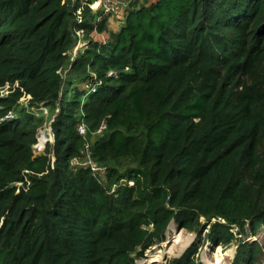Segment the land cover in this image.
Listing matches in <instances>:
<instances>
[{
  "label": "trees",
  "instance_id": "16d2710c",
  "mask_svg": "<svg viewBox=\"0 0 264 264\" xmlns=\"http://www.w3.org/2000/svg\"><path fill=\"white\" fill-rule=\"evenodd\" d=\"M70 2L0 0V264H136L172 225L198 237L170 264H203L201 244L261 264L264 242L246 236L264 239V0H135L68 71L74 34L110 17ZM75 81L89 89L66 102ZM25 96L62 104L42 157L31 116L9 117ZM82 125L99 164L137 163L109 168L114 193L72 169Z\"/></svg>",
  "mask_w": 264,
  "mask_h": 264
},
{
  "label": "rangeland",
  "instance_id": "374dc122",
  "mask_svg": "<svg viewBox=\"0 0 264 264\" xmlns=\"http://www.w3.org/2000/svg\"><path fill=\"white\" fill-rule=\"evenodd\" d=\"M124 2V0H122ZM141 2L139 3H150L153 2L154 0H140ZM74 3V0H72L70 2ZM95 8L97 7V5L94 6ZM126 11L127 9H121L118 14L110 16L107 19V22L104 24L105 25V29L101 30L100 28H96L94 31H83V33H75L74 34V41L75 44L73 46V48L68 52V63H67V69L69 71V67H70V63L75 60L78 55L82 52L84 53L85 51H87L89 49L90 46H93L95 44H99V45H106L109 42V38L110 35L112 33H116L118 28L124 24V22H122L125 19L126 16ZM96 25L98 24L97 22L95 23ZM64 79H68L69 77L66 78V74H63ZM84 89H89L88 86L86 85H82L78 82H73V84L70 87L66 86L64 87V91H65V100L66 102L72 101L74 100L73 97L75 95V93L77 94V90L81 91ZM4 93V94H3ZM10 91L9 90H5L4 92H0V99L2 98L1 96L4 95V98L6 96H10ZM87 97V95H85L82 99H80V103H79V107L77 108L78 114H80V116H82V106L84 105L85 102V98ZM7 98V97H6ZM5 98V99H6ZM62 109V104L56 103L55 105H51V106H40V107H29V104L27 102V100L22 99L20 100V102H18L16 104V106L14 107L13 112H11L10 114V118H17L20 119V121H23V117H21L22 115H29L32 118V123H33V128L37 131V133H50L51 130H53V123L56 120L57 115L60 113ZM17 119H15V121H17ZM82 128H84V126L82 125ZM105 127H102V130L98 131L96 133V135H93L91 137V140H95V136H97L98 134H101L103 131H105ZM81 132L83 133V136L85 137V139L87 138V134H84V129H81ZM87 140V139H86ZM88 141V140H87ZM53 142V140H52ZM50 142V143H52ZM90 144H92L91 141H88ZM86 143V144H89ZM89 144V145H90ZM91 146V145H90ZM44 154H39L36 155L34 154L35 158L36 157H42ZM52 160H55L53 156H51ZM53 162V161H52ZM81 164H85V165H92L93 162L91 160L88 159V157L86 156L85 158H82L79 161ZM84 166V165H83ZM137 163L135 162V159H121L117 162H111L109 165H107V168L111 169V168H115L117 169L120 173H125L129 168H136ZM23 175H26L27 177L29 176H35L34 174H32V172H28L27 170L24 171ZM126 182L123 181L121 182L122 184H125ZM203 223H205V220H202ZM263 230H261L258 235L256 237H251V236H246L247 238H250L251 242H255V241H259L260 243L263 244L264 239H263ZM178 233V234H177ZM179 233H181V238L182 241H184V243L187 241L188 238L191 239V242L189 243V245L186 247V249L183 251V253L179 254V247H177V243L174 245L175 243V239L176 237L179 235ZM207 233V231L205 232V234ZM250 235V234H249ZM197 234L194 232H190L188 230H179L176 226H173L170 228V230L166 233V242L165 243H158L156 244L153 248H151L150 250H148L145 254V259H136V264H170L171 261L175 260V259H179L181 258L184 253L196 242L197 239ZM245 237H242L241 239H243ZM172 247H175V249L172 251L173 255L170 256V254H168V251H170V249H172ZM232 252V257H229L224 264H232L234 257L236 255L237 252V247L233 246L231 248H222V247H218L215 249H210L209 247L207 248L206 245L201 244V248L199 251V260L201 263L203 264H212L213 260L218 257V256H222L224 254H227L228 252ZM160 254L163 255L162 257V262L161 263H157L152 261L156 255L160 256ZM179 254V255H178ZM176 255V256H175ZM261 264H264V251H263V258H262V262Z\"/></svg>",
  "mask_w": 264,
  "mask_h": 264
},
{
  "label": "built area",
  "instance_id": "2783aa9c",
  "mask_svg": "<svg viewBox=\"0 0 264 264\" xmlns=\"http://www.w3.org/2000/svg\"><path fill=\"white\" fill-rule=\"evenodd\" d=\"M72 1V0H71ZM75 1V0H74ZM135 0H124V2L122 0H97L96 3H94L93 5H91V11L93 12V14L97 15L98 17L95 20V23H100L104 18L108 17V16H113L118 14V12L121 9H128L129 6L134 2ZM97 5V7L95 8L94 6ZM83 10L84 7H81L78 12L76 13V19L78 20L79 23L83 22ZM78 34L83 33V31H79L77 32ZM5 90H9L10 93H12L11 89L9 86L5 87L4 89H0V92H4ZM9 93V94H10ZM4 94V93H3ZM2 98H4V95L1 96ZM8 97V96H6ZM5 97V98H6ZM1 98V99H2ZM22 99L27 100V102H29V100H31L30 96H25ZM21 99V100H22ZM84 126V125H83ZM105 127V126H103ZM81 129H84V134L86 133V128L84 126V128H82V126L80 127V133L83 136V133L81 132ZM102 130V128L100 129V131ZM84 137V136H83ZM85 138V137H84ZM52 140H54V133L53 130H51L50 133H39L37 135V142L35 143V145L33 146V153L36 155L39 154H44L47 146L50 142H52ZM86 143H89L86 140ZM84 145V148L81 151V154L79 157L74 158L71 161V166L72 169L76 172L77 170L80 169H89L93 175V177L104 187V188H110L108 185V174H109V169L107 168V166L101 165L99 164L93 157V153H92V145L90 146L89 144ZM88 157L89 160H91L93 162L92 165H85V164H81L79 161L82 158ZM54 163V160H53ZM84 165V166H83ZM14 186L17 188V193H20L21 190H25L27 191V188L30 186V183L28 182L27 185H25L23 182L21 183H15ZM117 190V185H113L110 188L111 193L116 192Z\"/></svg>",
  "mask_w": 264,
  "mask_h": 264
},
{
  "label": "bare ground",
  "instance_id": "6f19581e",
  "mask_svg": "<svg viewBox=\"0 0 264 264\" xmlns=\"http://www.w3.org/2000/svg\"><path fill=\"white\" fill-rule=\"evenodd\" d=\"M178 234V233H177ZM181 233H179V235L176 237L175 239V243L174 245L177 243V247H179V254L180 253H183V251L186 249V247L189 245V243L191 242V239L188 238L187 241L184 243V241H182V238H181ZM175 249V247H172V249H170V251H168V254L173 255V250ZM178 254V255H179ZM176 256V255H175ZM232 252H228L227 254H224V255H220L218 257H216L214 260H213V263L212 264H224V262L229 258V257H232ZM162 257L163 255L160 254V256H157L152 260L154 262H157V263H161L162 262Z\"/></svg>",
  "mask_w": 264,
  "mask_h": 264
},
{
  "label": "crops",
  "instance_id": "0c3cea01",
  "mask_svg": "<svg viewBox=\"0 0 264 264\" xmlns=\"http://www.w3.org/2000/svg\"><path fill=\"white\" fill-rule=\"evenodd\" d=\"M119 29V28H118ZM118 31V30H117Z\"/></svg>",
  "mask_w": 264,
  "mask_h": 264
},
{
  "label": "water",
  "instance_id": "95a60500",
  "mask_svg": "<svg viewBox=\"0 0 264 264\" xmlns=\"http://www.w3.org/2000/svg\"><path fill=\"white\" fill-rule=\"evenodd\" d=\"M206 221V220H205Z\"/></svg>",
  "mask_w": 264,
  "mask_h": 264
}]
</instances>
